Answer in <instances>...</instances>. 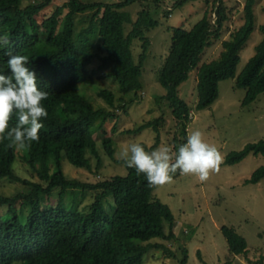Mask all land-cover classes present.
<instances>
[{
  "label": "trees",
  "instance_id": "trees-1",
  "mask_svg": "<svg viewBox=\"0 0 264 264\" xmlns=\"http://www.w3.org/2000/svg\"><path fill=\"white\" fill-rule=\"evenodd\" d=\"M138 1L142 9L133 21L125 8ZM145 1L66 0L55 5L53 0H31L24 5L23 0H0V36L6 35L9 41L0 47V74H10L5 53L26 55L39 88L49 93L42 102L48 116L41 121L44 126L39 141L20 150L6 148L7 141L0 143V179L10 178L27 187L12 196L0 195V264H145L153 247L164 246L153 239L176 236L171 208L157 198V187L149 186L134 169L127 168L124 176L95 181L69 178L63 170L67 159L74 166L94 171L92 157L101 162L95 134L106 132L107 120L116 119L119 110L126 111L129 102L139 98L150 32L159 23ZM256 1H246L245 22L226 38L222 30L230 14L223 0H218L214 9H206L190 28L170 27L172 45L158 78L180 123H187L190 107L179 95V88L194 70L198 109L214 103L220 81L228 78L235 79L236 87L246 89L243 105L264 93V23L255 54L237 72L240 51L256 27ZM84 13H89L90 23L77 33L76 16ZM127 23H133L129 32ZM94 37L99 41L95 49ZM135 40L140 46L138 60ZM219 41V54L204 59L205 51ZM94 59H98L96 67H92ZM105 74L118 83L121 93L117 96L110 88H99L98 95L108 108L96 105L86 91L96 88ZM162 120H149L136 131L158 128ZM16 122L14 116L10 127ZM102 143L115 158L113 138L106 135ZM249 154L264 155V139L231 152L225 163H238ZM19 156L37 170L39 180L15 173ZM263 178L264 165L247 181L258 183ZM87 195L91 201L84 203ZM222 230L230 256L247 252L245 237L234 227L224 225ZM181 263L186 264V258Z\"/></svg>",
  "mask_w": 264,
  "mask_h": 264
},
{
  "label": "rangeland",
  "instance_id": "rangeland-1",
  "mask_svg": "<svg viewBox=\"0 0 264 264\" xmlns=\"http://www.w3.org/2000/svg\"><path fill=\"white\" fill-rule=\"evenodd\" d=\"M31 0H23L27 5ZM66 0H53L61 5ZM116 2L120 0H82ZM146 0L147 9L158 20L150 32L151 44L143 65L141 77L143 88L139 98L129 102L126 111L119 110L116 119L105 123L106 132H97L98 149L101 162L92 157L94 171L74 166L67 159L63 160V170L69 178L81 181H95L112 176H124L127 167L118 159V151L132 142L142 143L147 151L160 146H168L173 152L186 143L188 134L200 130L204 140L214 145L221 157L219 171L213 172L206 182H200L195 176H182L177 172L172 181L154 190L162 202L169 205L174 216L175 237L173 239L155 238L153 243L164 246L153 247L145 257V264H264V178L258 183L248 182L253 172L264 165V155L249 154L235 164L225 163L228 154L243 149L248 143L264 139V93L252 103L243 105L245 88L235 86V79L228 78L219 83V96L209 107L198 109L196 71L179 88V95L190 107V117L186 122H179L172 112L167 94L158 78V72L172 45L170 27L183 26L190 28L203 15L206 9H214L218 0ZM229 9L230 17L222 30V37H229L231 32L245 22L244 6L247 0H223ZM141 3L135 2L126 7L135 21ZM256 27L250 38L240 51L237 72H240L248 60L255 54L256 45L262 40L260 25L264 23V0H257L254 6ZM67 10H65L66 12ZM89 13L76 16L77 33L89 25ZM98 25V23H97ZM133 28V23L126 24V31ZM94 47L99 43L94 37ZM138 43V47H135ZM135 54L138 60L139 41L135 40ZM221 42L207 49L204 59L217 56L221 50ZM98 65L94 59L92 67ZM110 88L117 96L118 83L105 74L96 88L88 87V95L96 105L109 107L103 97L98 95L99 88ZM129 98V96H127ZM118 102L116 105L118 106ZM163 117L158 128L149 126L136 131L149 120ZM117 123V124H116ZM116 124V126H115ZM115 129V130H114ZM131 130V132H128ZM114 140L115 158L107 153L102 143L104 136ZM99 164V166H98ZM39 167V165H37ZM15 173L22 178L39 180L40 175L23 157L19 156L14 163ZM23 184L10 178L0 179V195L12 196L18 191L26 190ZM91 201L89 195L84 203ZM2 213L5 209L1 210ZM224 225L234 227L247 241V252L230 256L228 241L223 233ZM166 247V248H165ZM168 248V250H166Z\"/></svg>",
  "mask_w": 264,
  "mask_h": 264
},
{
  "label": "clouds",
  "instance_id": "clouds-1",
  "mask_svg": "<svg viewBox=\"0 0 264 264\" xmlns=\"http://www.w3.org/2000/svg\"><path fill=\"white\" fill-rule=\"evenodd\" d=\"M8 43L6 35L0 36V47ZM5 54L10 74H0V143L7 141L6 148L17 150L30 148L32 142L39 141L44 126L41 121L48 116L42 102L49 93L39 88L36 74L27 67L26 55ZM14 116L17 122L10 127ZM117 156L137 176L143 175L151 187L170 183L177 172L206 182L213 172L219 171L222 160L218 149L204 140L200 130L191 131L178 152L168 146L147 151L142 143L132 142L123 146Z\"/></svg>",
  "mask_w": 264,
  "mask_h": 264
}]
</instances>
